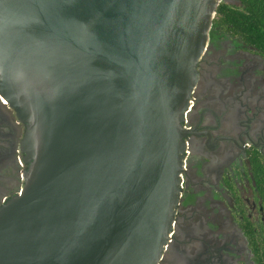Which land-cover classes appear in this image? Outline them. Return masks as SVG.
<instances>
[{"label": "water", "instance_id": "water-1", "mask_svg": "<svg viewBox=\"0 0 264 264\" xmlns=\"http://www.w3.org/2000/svg\"><path fill=\"white\" fill-rule=\"evenodd\" d=\"M223 1L0 0V94L28 166L0 207V264H159Z\"/></svg>", "mask_w": 264, "mask_h": 264}, {"label": "flooded vegetation", "instance_id": "flooded-vegetation-1", "mask_svg": "<svg viewBox=\"0 0 264 264\" xmlns=\"http://www.w3.org/2000/svg\"><path fill=\"white\" fill-rule=\"evenodd\" d=\"M216 17V15H215ZM185 113L181 194L159 264H259L264 57L215 22ZM26 125L0 94V207L20 194Z\"/></svg>", "mask_w": 264, "mask_h": 264}, {"label": "trees", "instance_id": "trees-1", "mask_svg": "<svg viewBox=\"0 0 264 264\" xmlns=\"http://www.w3.org/2000/svg\"><path fill=\"white\" fill-rule=\"evenodd\" d=\"M215 22L227 34L240 38L264 57V0H224L217 8ZM254 163L260 172L261 187L264 184V166L261 161ZM253 245L259 264H264V229Z\"/></svg>", "mask_w": 264, "mask_h": 264}]
</instances>
